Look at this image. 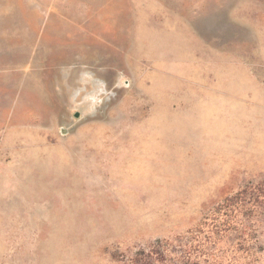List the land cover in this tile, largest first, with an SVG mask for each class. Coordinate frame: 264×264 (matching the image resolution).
I'll return each mask as SVG.
<instances>
[{
  "label": "rangeland",
  "instance_id": "rangeland-1",
  "mask_svg": "<svg viewBox=\"0 0 264 264\" xmlns=\"http://www.w3.org/2000/svg\"><path fill=\"white\" fill-rule=\"evenodd\" d=\"M261 184L264 0H0V264H264Z\"/></svg>",
  "mask_w": 264,
  "mask_h": 264
},
{
  "label": "trees",
  "instance_id": "trees-1",
  "mask_svg": "<svg viewBox=\"0 0 264 264\" xmlns=\"http://www.w3.org/2000/svg\"><path fill=\"white\" fill-rule=\"evenodd\" d=\"M261 186L262 184L253 189L249 198H247L249 192L246 189L227 198L224 204L226 214H233L238 206H245L247 202L258 201L264 193V188ZM231 214L227 217H231ZM229 220L227 219L225 223L226 230L233 231L235 228ZM204 233V230H193L185 235L158 240L138 250L126 264H235V258L227 260V252L215 253L214 246H211L209 242L210 236ZM215 234L218 238V232ZM245 237L244 234L237 235L233 241H238L240 245L246 242ZM240 248L241 246L238 251L241 250Z\"/></svg>",
  "mask_w": 264,
  "mask_h": 264
},
{
  "label": "water",
  "instance_id": "water-1",
  "mask_svg": "<svg viewBox=\"0 0 264 264\" xmlns=\"http://www.w3.org/2000/svg\"><path fill=\"white\" fill-rule=\"evenodd\" d=\"M77 117H78V113H77V115H76Z\"/></svg>",
  "mask_w": 264,
  "mask_h": 264
}]
</instances>
